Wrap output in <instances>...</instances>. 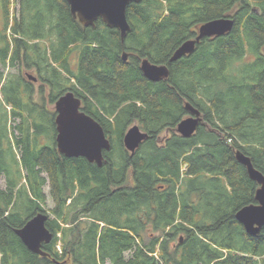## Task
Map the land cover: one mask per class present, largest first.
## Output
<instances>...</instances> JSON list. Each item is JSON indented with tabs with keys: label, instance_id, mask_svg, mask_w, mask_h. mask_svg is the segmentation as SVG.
I'll list each match as a JSON object with an SVG mask.
<instances>
[{
	"label": "trees",
	"instance_id": "obj_1",
	"mask_svg": "<svg viewBox=\"0 0 264 264\" xmlns=\"http://www.w3.org/2000/svg\"><path fill=\"white\" fill-rule=\"evenodd\" d=\"M16 2L11 15L0 0V264H264V225L250 235L235 218L258 187L236 151L264 174V0L130 2L123 41L100 18L81 24L65 0ZM222 17L229 32L170 61ZM142 58L168 77L147 79ZM68 90L109 138L101 165L57 150L52 105ZM187 101L201 121L183 137ZM133 123L148 136L130 153ZM46 184L52 238L40 256L14 229L46 213Z\"/></svg>",
	"mask_w": 264,
	"mask_h": 264
},
{
	"label": "water",
	"instance_id": "obj_2",
	"mask_svg": "<svg viewBox=\"0 0 264 264\" xmlns=\"http://www.w3.org/2000/svg\"><path fill=\"white\" fill-rule=\"evenodd\" d=\"M70 13L84 26L93 25L100 18L107 27L116 28L120 39L123 41L130 26L126 19V7L130 2L140 0H65ZM233 21L229 17L215 18L201 23L196 36L185 40L176 48L170 57L174 61L183 55L190 53L197 42L203 37L222 35L229 32ZM264 51V45H263ZM127 53H122V59L126 60ZM140 69L143 75L150 81H159L168 77V68L165 64L150 62L142 58ZM32 78L31 75H27ZM34 78V77H33ZM81 99L71 90L61 94L54 102L55 111V143L57 150L67 157H83L89 162L102 164L103 151L109 150L110 142L104 133L102 126L90 115L81 109ZM188 115L182 118L176 125V131L183 137H189L195 133L201 121L200 111L188 101L184 104ZM148 133L140 128L137 123L132 124L124 133L122 142L124 147L133 153L139 144L147 138ZM236 160L245 166L250 179L257 183L254 193L255 203L239 208L235 218L243 229L250 235H256L264 225V174L257 170L250 158L239 150L235 153ZM48 215L38 211L30 217L21 227L14 229L15 234L31 252L47 256L41 245L48 243L52 233L46 227Z\"/></svg>",
	"mask_w": 264,
	"mask_h": 264
},
{
	"label": "rangeland",
	"instance_id": "obj_3",
	"mask_svg": "<svg viewBox=\"0 0 264 264\" xmlns=\"http://www.w3.org/2000/svg\"><path fill=\"white\" fill-rule=\"evenodd\" d=\"M18 3L16 2V0H11V6H10V13H11V15H14V14H16L17 13V11H18ZM12 17V16H11ZM1 68V67H0ZM4 70V73L5 72H17V66H6V67H4L3 68ZM23 74L24 75H31V76H34V79H33V81H34V83H35V85H36V87L39 85V81L37 80V77H36V73L33 71V70H31V69H23ZM45 93H47V91H45ZM36 99H38V94L36 95ZM52 107H53V109H54V104L52 105ZM188 114H186L184 117H186ZM183 117V118H184ZM134 124V123H133ZM130 127V126H129ZM0 185L1 186H4V181H3V179L0 181ZM48 184H46V185H44V192L46 193V201H45V203H44V205H43V208L45 209V212H46V214L51 218L52 217V214L49 212V208H51L52 206H53V204H52V201H51V199H50V196H49V191H48ZM129 253H126V256L128 255Z\"/></svg>",
	"mask_w": 264,
	"mask_h": 264
},
{
	"label": "flooded vegetation",
	"instance_id": "obj_4",
	"mask_svg": "<svg viewBox=\"0 0 264 264\" xmlns=\"http://www.w3.org/2000/svg\"><path fill=\"white\" fill-rule=\"evenodd\" d=\"M64 264H68V263L66 262V263H64Z\"/></svg>",
	"mask_w": 264,
	"mask_h": 264
}]
</instances>
